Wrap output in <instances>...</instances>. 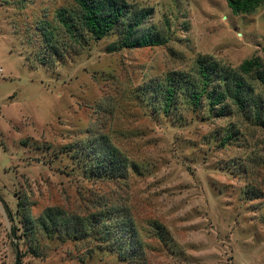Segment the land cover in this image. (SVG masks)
Listing matches in <instances>:
<instances>
[{
	"label": "rangeland",
	"instance_id": "374dc122",
	"mask_svg": "<svg viewBox=\"0 0 264 264\" xmlns=\"http://www.w3.org/2000/svg\"><path fill=\"white\" fill-rule=\"evenodd\" d=\"M125 1L162 45L71 34L74 0H0V264L16 249L20 264H125L99 236L43 233L47 208L132 225L145 264H264V128L209 98L166 113L160 92L175 73L194 81L198 61L264 59V0ZM108 146L124 178L98 173L92 147Z\"/></svg>",
	"mask_w": 264,
	"mask_h": 264
},
{
	"label": "trees",
	"instance_id": "16d2710c",
	"mask_svg": "<svg viewBox=\"0 0 264 264\" xmlns=\"http://www.w3.org/2000/svg\"><path fill=\"white\" fill-rule=\"evenodd\" d=\"M74 1L78 9L77 23L65 25L71 34L76 29V24L95 41L102 40L117 30L120 37L117 44L119 49L154 47L165 42L159 32L145 26L148 14L143 9L130 6L125 0ZM226 2L230 9L237 12L252 10L257 0ZM261 50L264 54V45ZM197 64V78L194 81L175 73L168 76L165 85L160 88L166 113L177 104L181 95L189 98L195 106L209 98L210 108L214 110L218 107L221 115L226 109L229 112L235 110L246 120L264 128V59L253 57L243 62L238 70L229 66L208 65L202 61ZM93 150L98 159L95 165L98 173L110 179L124 178L130 167L125 156L109 146L92 147ZM36 224L45 234L61 231L68 239L83 240L90 235L99 236L101 243L108 244L110 250L117 252L121 262L145 264V247L137 238L132 225L129 230L124 229L117 219H106L102 213L84 219L69 215L59 208H47Z\"/></svg>",
	"mask_w": 264,
	"mask_h": 264
},
{
	"label": "water",
	"instance_id": "95a60500",
	"mask_svg": "<svg viewBox=\"0 0 264 264\" xmlns=\"http://www.w3.org/2000/svg\"><path fill=\"white\" fill-rule=\"evenodd\" d=\"M19 257H20V253H19L18 249H16V259H15V263L14 264H20Z\"/></svg>",
	"mask_w": 264,
	"mask_h": 264
},
{
	"label": "built area",
	"instance_id": "2783aa9c",
	"mask_svg": "<svg viewBox=\"0 0 264 264\" xmlns=\"http://www.w3.org/2000/svg\"><path fill=\"white\" fill-rule=\"evenodd\" d=\"M0 72H1V69H0Z\"/></svg>",
	"mask_w": 264,
	"mask_h": 264
}]
</instances>
